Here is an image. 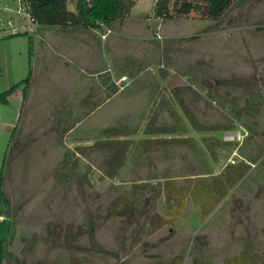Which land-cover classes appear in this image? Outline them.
<instances>
[{
    "label": "rangeland",
    "instance_id": "374dc122",
    "mask_svg": "<svg viewBox=\"0 0 264 264\" xmlns=\"http://www.w3.org/2000/svg\"><path fill=\"white\" fill-rule=\"evenodd\" d=\"M128 1L121 21L83 31L31 24L18 0H0V90L30 76L3 166L0 147V238L17 264H264V0L164 22L154 0ZM106 128L127 142L112 176ZM237 161L250 168L208 216L187 199L170 223L153 221L170 217L166 179Z\"/></svg>",
    "mask_w": 264,
    "mask_h": 264
},
{
    "label": "trees",
    "instance_id": "16d2710c",
    "mask_svg": "<svg viewBox=\"0 0 264 264\" xmlns=\"http://www.w3.org/2000/svg\"><path fill=\"white\" fill-rule=\"evenodd\" d=\"M232 1L234 0H154L153 16L159 22H164L173 18H185L190 13H197L199 18L214 21L224 13ZM18 2L24 15L31 24L53 25L60 28V30L77 28L83 31H90L93 28H99V26H104V28L107 29L110 28L112 21L116 19L121 21L124 18L130 6V1L128 0H74L73 10H69L66 6V0H18ZM18 34L19 33H15L14 35ZM29 78L30 76L27 74L21 81L12 84L6 90L0 91V103H6L8 96L18 87L21 88L23 96L27 89ZM111 90L114 92L113 88ZM230 129L231 125H212L205 130L213 132L215 130L226 131ZM102 132H104V135L115 137L114 140L109 139L101 142L102 145L112 150V154L107 159V165L108 168H110L109 174L112 176L117 172L120 164L123 162V155H125L126 152L127 142L119 139L124 133H121V131L115 128H106ZM12 134L13 132L11 133L6 152H4L3 155L2 166L3 160L7 156L8 150H10L12 144ZM14 141H16V139ZM160 141V139L156 140V142ZM222 144L227 145V142H223ZM261 163L263 166L262 179L264 180V161ZM249 168V163L237 161L236 163L224 164L216 173L207 172L197 178L191 177L187 181L183 180V182L179 184L166 179L165 182L162 183L164 197L163 205L169 213L170 219H163L162 217L155 216L156 218L153 217V221L156 223L160 221V225L170 223L175 217L181 214L187 199H190L194 205L198 207L200 217L205 218L218 207L223 198L234 189L239 181L246 175ZM259 170H262L261 165ZM1 179L2 171L0 169V184L2 182ZM133 200V195L125 197V199L120 201L118 207L116 205L117 210L120 207V209H122L120 213H125L130 208H133ZM8 205L7 197L0 190V218L2 217L10 220ZM113 207H115V205H112L111 208L113 209ZM8 233H11L10 227L8 228ZM21 240L24 243L29 242L25 237H22ZM9 241L10 236L9 238H0V264H2V262L5 264L6 261L14 259L7 250L10 243ZM243 249L245 252H248L246 246H244ZM232 257L225 258V263L229 264ZM234 257L237 258L236 256ZM247 258L250 264H252L251 258ZM14 262L13 264H17L15 259Z\"/></svg>",
    "mask_w": 264,
    "mask_h": 264
},
{
    "label": "crops",
    "instance_id": "0c3cea01",
    "mask_svg": "<svg viewBox=\"0 0 264 264\" xmlns=\"http://www.w3.org/2000/svg\"><path fill=\"white\" fill-rule=\"evenodd\" d=\"M38 27V26H36ZM39 28V27H38ZM13 33H19L18 35H22L21 30H18ZM112 88H110V92L108 93L107 97L112 96ZM1 91V90H0ZM10 96V97H9ZM7 98L6 103H0V138L5 139L4 146L0 143V147L3 149L2 151V157H1V164L4 152H6V149L9 144L11 133L14 132L15 129V122L21 117V114L25 110V104L27 100L29 99L30 92H29V84L25 91V95L22 96L21 88H16ZM91 94L88 92V94H84L79 98L77 102L82 104V100H88L91 99ZM106 97V98H107ZM13 100H16V105L10 104V102H13ZM63 115V114H62ZM2 136V137H1Z\"/></svg>",
    "mask_w": 264,
    "mask_h": 264
}]
</instances>
